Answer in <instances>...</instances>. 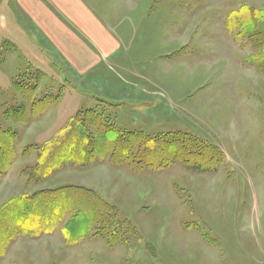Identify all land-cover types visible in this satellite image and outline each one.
I'll use <instances>...</instances> for the list:
<instances>
[{
	"label": "rangeland",
	"instance_id": "1",
	"mask_svg": "<svg viewBox=\"0 0 264 264\" xmlns=\"http://www.w3.org/2000/svg\"><path fill=\"white\" fill-rule=\"evenodd\" d=\"M152 1L131 17L132 25L142 21L140 29L158 27L151 53L124 47L96 53L93 65L84 55L76 67L33 29L13 50L0 39V159L16 140L14 159L0 169V210L66 187L91 190L101 206L114 207L104 224L112 241L100 236L102 224L84 229L81 215L51 231L8 236L14 224L38 226L26 215L31 205L16 207L0 222V264H264V72L249 65L253 46L235 41L224 24L241 5L264 9V0ZM166 32L174 36L163 40ZM149 57L155 59L145 65ZM72 118L91 135L101 120L148 137L186 133L216 146L223 159L214 171H197L178 161L134 170L96 158L36 175L39 149ZM85 130H77L78 143L88 141Z\"/></svg>",
	"mask_w": 264,
	"mask_h": 264
},
{
	"label": "trees",
	"instance_id": "2",
	"mask_svg": "<svg viewBox=\"0 0 264 264\" xmlns=\"http://www.w3.org/2000/svg\"><path fill=\"white\" fill-rule=\"evenodd\" d=\"M224 24L227 32L235 41L245 39L253 46L257 52L254 56L248 58L249 65L258 71L264 72V9H256L246 4L241 5L237 10L226 15ZM94 115L96 119L100 114ZM39 116L40 114L36 117ZM82 122L80 118H72L63 130L58 132L59 136L57 138L50 140L39 149L37 164L34 168L36 175L43 177L64 165L84 166L96 158L99 161L107 160L110 163L127 164L134 170L160 169L167 164L178 161L197 171H214L223 159L216 146L186 133L177 132L148 137L142 136L139 132H124L101 120L99 124H96L95 134L91 135L85 130ZM79 127L85 130L86 136H88L87 142H77L75 136ZM10 134L14 135L15 133ZM13 137L12 142L10 141L11 146L9 145L8 159L3 160V157L6 156L5 153L0 159V169L2 171L8 169L9 164L15 157L12 146L16 140ZM0 149H2L1 145ZM32 149L31 146L27 147L23 150V154L28 155ZM60 197L72 201L74 207L64 206L60 202ZM95 198L98 197L91 190L78 187H66L56 191H41L31 197L16 198L8 203L0 210V222L10 220L13 213H11L12 209L29 204L31 206L26 208V215L34 219L38 226L33 230H29L14 224L5 232L8 236L32 234L34 232L40 234L41 232L51 231L66 217L77 218L81 215L84 219V229L91 224H102V226H99L103 228L100 236L102 235L112 241L113 234L104 232V224L108 222L109 214L114 207L105 202L101 206L99 198L97 200ZM38 203H40L39 207ZM91 215L97 216L92 218ZM101 216L102 219H100ZM72 218L68 221H72Z\"/></svg>",
	"mask_w": 264,
	"mask_h": 264
},
{
	"label": "crops",
	"instance_id": "3",
	"mask_svg": "<svg viewBox=\"0 0 264 264\" xmlns=\"http://www.w3.org/2000/svg\"><path fill=\"white\" fill-rule=\"evenodd\" d=\"M146 1V7L153 3L152 0ZM123 3L131 9H122ZM143 3L144 0H0V39L11 41L13 50L17 43L15 40H30L29 29H33V37L40 39L34 34L38 31L45 36L42 38H50L56 51L65 54L67 61L76 67L83 65L81 61L86 59L84 55H92L86 62L93 65L97 60L96 53L113 55L118 51L121 53L124 47L134 54L143 51L151 53L160 39V34L153 31L158 27H153L150 22L140 29L142 21L133 25L131 22V17L136 16ZM137 6V9H133ZM111 7H116L113 12ZM98 14L102 15L100 19L94 17ZM170 33H161L162 39L169 40L170 36H174L173 32ZM80 35L88 40V51L84 49L86 44L79 40ZM124 39L127 41L122 45L121 40ZM153 59L149 57L144 60L145 65H152ZM141 61L135 64L139 66Z\"/></svg>",
	"mask_w": 264,
	"mask_h": 264
}]
</instances>
